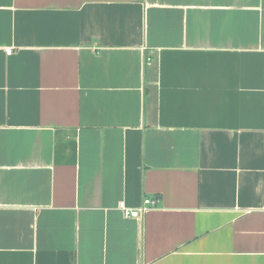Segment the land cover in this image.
<instances>
[{
    "label": "crops",
    "instance_id": "1",
    "mask_svg": "<svg viewBox=\"0 0 264 264\" xmlns=\"http://www.w3.org/2000/svg\"><path fill=\"white\" fill-rule=\"evenodd\" d=\"M0 264H264V0H0Z\"/></svg>",
    "mask_w": 264,
    "mask_h": 264
},
{
    "label": "built area",
    "instance_id": "2",
    "mask_svg": "<svg viewBox=\"0 0 264 264\" xmlns=\"http://www.w3.org/2000/svg\"><path fill=\"white\" fill-rule=\"evenodd\" d=\"M10 52L11 49L6 50L7 54H10ZM156 202L155 197H143L141 205L138 208L128 207L124 201H119L117 207L125 217H140L146 209L156 206Z\"/></svg>",
    "mask_w": 264,
    "mask_h": 264
}]
</instances>
